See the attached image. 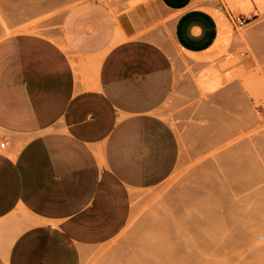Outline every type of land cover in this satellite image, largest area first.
<instances>
[{
	"label": "crops",
	"instance_id": "0c3cea01",
	"mask_svg": "<svg viewBox=\"0 0 264 264\" xmlns=\"http://www.w3.org/2000/svg\"><path fill=\"white\" fill-rule=\"evenodd\" d=\"M157 1L181 49L214 44L210 11ZM43 6L13 19L44 32L0 36V264H81L126 224L132 190L164 181L179 157L159 114L175 82L168 50L131 37L128 16L100 0L35 21L56 8Z\"/></svg>",
	"mask_w": 264,
	"mask_h": 264
},
{
	"label": "rangeland",
	"instance_id": "374dc122",
	"mask_svg": "<svg viewBox=\"0 0 264 264\" xmlns=\"http://www.w3.org/2000/svg\"><path fill=\"white\" fill-rule=\"evenodd\" d=\"M47 1L54 2L56 8L35 21L43 22L47 17L58 15L75 0H31L30 3L26 0H0V36L17 32L20 27L13 18L25 17L27 6L42 10L43 2ZM100 1L108 5L116 16H128L134 29L131 37L156 41L171 54L175 82L159 114L172 125L178 136L179 157L164 181L156 186L133 190L135 193L131 195V211L126 224L111 240L85 252L81 264H118L127 253L142 249L141 245L156 236L170 198L185 188L198 187L206 172L221 168L219 154L230 141L239 139L253 144L259 167L264 171V0L262 5L256 0H195V6L203 7L215 16L221 35L218 42L200 53L183 50L176 44L173 16L165 12L157 0ZM240 18L244 20L242 24L239 23ZM209 69L213 85L206 87L202 74ZM219 92L228 95L234 92V101H219ZM209 105H213V110L224 113L225 116L219 118L223 124L228 123L227 116L235 119L234 135H224V138L222 129L220 135L211 134L194 144V137L202 130H210L214 123H221L218 118L214 117L215 120L211 117L213 115H208V111L206 113L204 108ZM260 203L256 204L257 226L254 224L252 229L256 233L253 249L247 252L240 248L245 251H241L244 255L238 249L237 253L241 255H236L237 250H234L236 254L226 250L233 257H228L223 251L215 254L211 241L227 238L229 225L225 220L212 221L207 229L211 241L208 252L203 254L207 257V264H264V203ZM216 204L214 201L213 205Z\"/></svg>",
	"mask_w": 264,
	"mask_h": 264
},
{
	"label": "bare ground",
	"instance_id": "6f19581e",
	"mask_svg": "<svg viewBox=\"0 0 264 264\" xmlns=\"http://www.w3.org/2000/svg\"><path fill=\"white\" fill-rule=\"evenodd\" d=\"M256 1L262 5L263 0ZM26 30L45 31L31 25L17 29V31ZM220 36L218 32L215 42L220 40ZM123 37L118 32L116 40ZM211 74L210 69L202 74L203 84L206 87L213 85ZM232 93L234 92L228 95L221 92L217 98L222 102L232 103L234 101ZM212 106L204 108L206 113L208 111V115L211 114L213 115H210L211 117L218 120L225 116L222 112L215 109L214 111ZM214 119L213 123L216 120ZM227 119L226 124L218 121L223 125L221 127L220 124L214 123L213 128L210 127L212 129L202 130L194 137V144L209 138L211 134L214 136L216 133L219 134L222 129L223 137L224 135L232 137L237 122L229 116ZM253 146L239 139L230 141L224 146L219 154L221 168H213L206 172L198 187L185 188L180 194L170 198L156 236L152 237L150 242L141 245L142 249L127 253L118 264H207V257L203 254L208 252L211 235L207 234V229L212 221L225 220L229 225L227 238L211 241V248L215 254L222 251L226 253L228 249V252L231 250L232 253H237L238 250L250 252L256 239V233L252 230L254 224L257 226L256 204L264 203V171L259 167ZM134 193L132 190L131 195L133 196ZM214 201H217L216 205H213ZM240 248H244L245 251ZM227 253L228 257L231 255L233 257V254L229 256Z\"/></svg>",
	"mask_w": 264,
	"mask_h": 264
},
{
	"label": "built area",
	"instance_id": "2783aa9c",
	"mask_svg": "<svg viewBox=\"0 0 264 264\" xmlns=\"http://www.w3.org/2000/svg\"><path fill=\"white\" fill-rule=\"evenodd\" d=\"M244 22V20H242L241 18L239 19V23L242 24ZM5 147V139L1 138L0 139V148H4Z\"/></svg>",
	"mask_w": 264,
	"mask_h": 264
}]
</instances>
